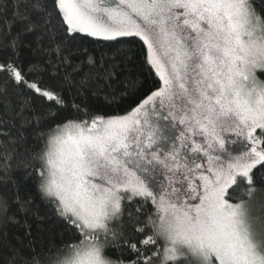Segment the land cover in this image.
Here are the masks:
<instances>
[{
  "label": "snow or ice",
  "instance_id": "obj_1",
  "mask_svg": "<svg viewBox=\"0 0 264 264\" xmlns=\"http://www.w3.org/2000/svg\"><path fill=\"white\" fill-rule=\"evenodd\" d=\"M0 264H264V0H0Z\"/></svg>",
  "mask_w": 264,
  "mask_h": 264
}]
</instances>
